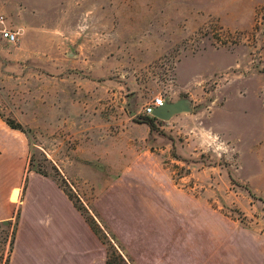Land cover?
Returning <instances> with one entry per match:
<instances>
[{"label": "rangeland", "instance_id": "obj_1", "mask_svg": "<svg viewBox=\"0 0 264 264\" xmlns=\"http://www.w3.org/2000/svg\"><path fill=\"white\" fill-rule=\"evenodd\" d=\"M0 18L17 33H0V117L110 264L143 263L120 239L128 224L169 241L148 264L264 250V0H0ZM160 96L186 109L150 126ZM16 227L0 222V264Z\"/></svg>", "mask_w": 264, "mask_h": 264}, {"label": "crops", "instance_id": "obj_2", "mask_svg": "<svg viewBox=\"0 0 264 264\" xmlns=\"http://www.w3.org/2000/svg\"><path fill=\"white\" fill-rule=\"evenodd\" d=\"M44 41L41 38L36 46L42 67ZM15 215L17 227L8 264H107L105 246L58 183L49 175L29 171L27 135L0 117V222ZM125 227L119 231L120 239L141 264L165 254L167 239L155 242L133 225ZM209 255L203 264H219L220 259V264H264L262 249L221 251L213 245Z\"/></svg>", "mask_w": 264, "mask_h": 264}, {"label": "water", "instance_id": "obj_3", "mask_svg": "<svg viewBox=\"0 0 264 264\" xmlns=\"http://www.w3.org/2000/svg\"><path fill=\"white\" fill-rule=\"evenodd\" d=\"M186 109L183 101H177L173 103L164 102L161 106H156L153 109V116L162 120H166L171 117L172 114Z\"/></svg>", "mask_w": 264, "mask_h": 264}, {"label": "built area", "instance_id": "obj_4", "mask_svg": "<svg viewBox=\"0 0 264 264\" xmlns=\"http://www.w3.org/2000/svg\"><path fill=\"white\" fill-rule=\"evenodd\" d=\"M0 22L2 23L3 20L0 18ZM0 33L2 35V37L8 41V42H15L17 39V33L13 32L11 30H8L7 28H3L0 30ZM164 103L163 98L160 97H156L154 98V100H152L150 103L146 104L144 107V113L148 116H153V109L156 106H161Z\"/></svg>", "mask_w": 264, "mask_h": 264}, {"label": "trees", "instance_id": "obj_5", "mask_svg": "<svg viewBox=\"0 0 264 264\" xmlns=\"http://www.w3.org/2000/svg\"><path fill=\"white\" fill-rule=\"evenodd\" d=\"M156 120V118L154 117V116H149V117H147L146 118V122L150 125V126H152L153 125V122ZM6 123L10 126V127H12V128H16L15 126H13L9 121H6ZM107 264H110L109 262H108V260H107Z\"/></svg>", "mask_w": 264, "mask_h": 264}, {"label": "clouds", "instance_id": "obj_6", "mask_svg": "<svg viewBox=\"0 0 264 264\" xmlns=\"http://www.w3.org/2000/svg\"><path fill=\"white\" fill-rule=\"evenodd\" d=\"M217 139H219V138L217 137ZM227 151H228L227 146H225V145L223 144V142L221 141L220 144H219V149H218V151H217V155L219 156V155H221L222 153H226Z\"/></svg>", "mask_w": 264, "mask_h": 264}]
</instances>
